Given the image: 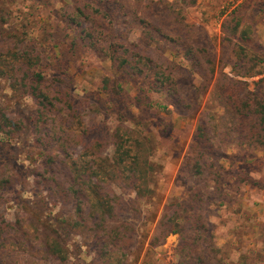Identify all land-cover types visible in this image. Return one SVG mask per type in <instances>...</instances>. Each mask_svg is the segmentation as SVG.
<instances>
[{
  "label": "rangeland",
  "instance_id": "1",
  "mask_svg": "<svg viewBox=\"0 0 264 264\" xmlns=\"http://www.w3.org/2000/svg\"><path fill=\"white\" fill-rule=\"evenodd\" d=\"M75 7L92 16L81 27L69 22L67 14ZM96 9L107 15L103 11L95 15ZM94 22L105 32L106 46L118 42L116 56L134 62L135 55L142 59L137 65L145 64L141 74L127 72L111 63L109 55L83 43L81 28L99 36ZM235 26L238 35L247 30L246 40L231 36ZM0 34L6 42L14 37L33 46L35 53L42 52L41 66L35 71L51 81L66 82L63 91L72 100H84L86 108L97 102L98 111L92 105L83 113L91 119L90 129H96L92 135L109 137L123 126L143 138L153 166L151 193L136 200L130 189L115 188L128 210L125 218L135 224L136 241L147 242L159 219L175 206L190 208L195 181L189 162L195 155L193 136L201 119L212 138L213 157L228 171L226 201L209 207L217 258L223 264H264V147L247 149L245 161L236 156L237 144L222 136L236 118L214 86L230 79L246 82L253 90L254 82H264V0H0ZM5 115L23 129L8 135ZM35 115L32 97L14 93L9 81L0 78V178L13 182L4 192L0 221L31 231L42 223L57 231L68 246L66 264H102L96 262L90 241L75 233L81 229L73 225L70 205H53L46 192L33 184L32 170L44 159L39 146L43 140L32 125ZM179 245L180 237L169 234L152 249L147 264L150 260L186 264ZM18 259L35 257L24 254ZM132 259L133 254L129 264H134Z\"/></svg>",
  "mask_w": 264,
  "mask_h": 264
},
{
  "label": "trees",
  "instance_id": "2",
  "mask_svg": "<svg viewBox=\"0 0 264 264\" xmlns=\"http://www.w3.org/2000/svg\"><path fill=\"white\" fill-rule=\"evenodd\" d=\"M102 4L99 5L103 7ZM101 11L107 15L102 9H96L94 13L99 15ZM67 15L70 17L69 22L76 27H81L92 18L81 7H75ZM94 25L100 32L99 36L96 37L89 28H81L83 43L109 55L111 63H117L127 72L141 74V67L145 64L140 67L137 65L142 59L135 55L137 58L134 62L119 54L116 56L118 42L112 41L106 46L104 30L100 23L94 22ZM235 31L236 26L232 29V37L247 39L246 29L240 35ZM13 39L11 37L6 42L0 34V78L9 81V89L14 93L31 96L36 105L32 125L39 139L43 140L39 146L44 150V159L32 170L33 184L46 192V198L53 205H70L75 218L73 225L81 229L75 233H82L90 241L96 262L129 264L133 254L131 263L141 261L140 264H147L152 249L161 245L169 234H177L180 237L179 252L185 253L186 264H223L217 258L213 230L208 220L209 207L226 201L223 190L226 189L224 177L228 171L213 157L215 150L211 147L212 138L207 135L201 119L197 122L193 136L195 155L189 162V170L195 181L190 208L187 210L175 206L173 211L163 214L159 219L147 242L136 241L135 224L133 220L125 218L128 210L115 188L119 192L130 189L136 200L151 193L153 166L146 155L148 150L143 146V138L123 126L114 129L109 137H98L95 133L92 135L91 131L96 129L94 126L90 129L91 119H86L83 113L90 111L88 108L92 105L98 111L97 102L89 103L86 108L84 100H72L63 91H67L66 82L51 81L35 71L41 66L42 52L35 53L33 46L23 45V41ZM23 47L25 50H22ZM214 86L236 118V124L233 123L231 129H224L222 136L231 144H237L236 156L245 161L250 150L264 147V82H254L253 90L248 89L246 82L230 79L228 82H216ZM191 102L194 104L196 100L192 99ZM3 118L7 123L8 135L14 133V129H23L17 127V121L11 120L9 116ZM237 169L245 172L243 167ZM12 183L8 178H0V205L4 192ZM41 225H35L31 231L18 223L0 221V264H23L26 260L21 261L18 257L24 254H31L36 259H28L25 264H48L51 261L66 264L69 259L68 246L60 240L57 231ZM143 252L145 260H141ZM148 262L154 264L152 260Z\"/></svg>",
  "mask_w": 264,
  "mask_h": 264
}]
</instances>
